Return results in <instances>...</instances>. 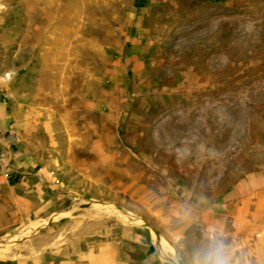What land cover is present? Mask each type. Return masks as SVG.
I'll return each mask as SVG.
<instances>
[{
	"label": "rangeland",
	"instance_id": "rangeland-1",
	"mask_svg": "<svg viewBox=\"0 0 264 264\" xmlns=\"http://www.w3.org/2000/svg\"><path fill=\"white\" fill-rule=\"evenodd\" d=\"M2 88L0 264H264V0H0Z\"/></svg>",
	"mask_w": 264,
	"mask_h": 264
},
{
	"label": "crops",
	"instance_id": "crops-1",
	"mask_svg": "<svg viewBox=\"0 0 264 264\" xmlns=\"http://www.w3.org/2000/svg\"><path fill=\"white\" fill-rule=\"evenodd\" d=\"M2 80H4V76H2ZM7 96L8 94L6 93L5 88H2L0 90V158L9 159L14 163L18 156L14 152L15 145L13 146L12 144L11 134L12 131H15L16 119L15 115L10 110V103L8 102ZM23 171L24 170L22 169L20 172L24 173ZM16 175L19 174L16 173ZM21 177H25L24 174H22ZM83 253L84 252L79 253L78 255L72 254L65 258L48 260L47 255H45L46 253L43 252L35 257V264H44L45 261L49 262L48 264H103V262L106 264L105 261L107 255L110 256L112 262L114 261L116 263V260L114 259L116 253L113 255L111 251L107 253L105 250L95 249L91 250L86 255H83Z\"/></svg>",
	"mask_w": 264,
	"mask_h": 264
},
{
	"label": "clouds",
	"instance_id": "clouds-1",
	"mask_svg": "<svg viewBox=\"0 0 264 264\" xmlns=\"http://www.w3.org/2000/svg\"><path fill=\"white\" fill-rule=\"evenodd\" d=\"M194 264H228V261L222 246L209 237V242L197 249Z\"/></svg>",
	"mask_w": 264,
	"mask_h": 264
}]
</instances>
